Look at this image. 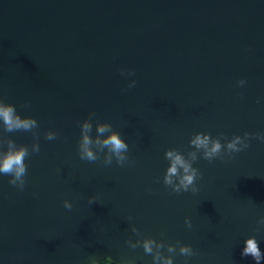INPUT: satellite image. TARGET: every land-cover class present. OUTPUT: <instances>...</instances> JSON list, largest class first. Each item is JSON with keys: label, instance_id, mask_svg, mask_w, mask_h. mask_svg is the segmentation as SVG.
Here are the masks:
<instances>
[{"label": "water", "instance_id": "water-1", "mask_svg": "<svg viewBox=\"0 0 264 264\" xmlns=\"http://www.w3.org/2000/svg\"><path fill=\"white\" fill-rule=\"evenodd\" d=\"M259 97L264 0H0V98L39 124L38 137L0 134L5 147L9 138L29 146L24 188L0 177V264H152L126 243L133 224L190 244L187 264H255L240 253L248 236L264 248V142L231 159L200 157L196 192H172L163 176L165 151L186 154L197 132L222 142L264 133ZM89 113L93 136L108 122L128 141L123 165H105L103 153L80 159ZM48 130L57 137L47 140Z\"/></svg>", "mask_w": 264, "mask_h": 264}, {"label": "clouds", "instance_id": "clouds-1", "mask_svg": "<svg viewBox=\"0 0 264 264\" xmlns=\"http://www.w3.org/2000/svg\"><path fill=\"white\" fill-rule=\"evenodd\" d=\"M121 75L132 76L134 70L127 72L121 71ZM136 81L132 80L128 88L135 85ZM239 87L246 84L245 79L237 82ZM258 104L264 103V97L257 98ZM94 113H89L88 117L79 122L80 139L78 142V153L82 160L96 161L100 154L103 153V162L109 165L115 160L117 164L123 165L129 160V143L123 138L121 133L113 129L111 123L97 122L95 125V136L92 135ZM38 121L32 116H22L16 109V105L6 102L0 98V134L2 132L13 131H32L34 136L39 135L37 129ZM58 135L54 130H48L45 133L47 140H53ZM256 139L264 142V133L245 132L243 136L234 135L231 139L221 136L213 137L209 132H197L192 135L189 145L192 150L186 154L179 149L169 148L165 151L164 157L168 161V166L163 176V183L169 187L172 192H196L198 187L196 181L201 173L194 162L200 157L213 161L216 158L223 159L225 156L231 159L235 153H239L250 146L251 140ZM40 151L39 140L36 139L31 144V152ZM29 155V146L17 143L9 138L6 147L0 140V177L7 175L9 184L19 189H23L26 182V173L28 165L26 157ZM95 197H89V203L95 201ZM66 209L72 208V202L68 199L63 201ZM187 227H192L190 218L185 217ZM259 228H264V215L257 219ZM131 231L136 234V239L129 238L126 243L131 249L142 247L145 254H151L152 264H175V254L177 251L185 257V264L188 258L194 255V249L190 244L182 243L177 240L175 244L166 243L164 240H157L151 236H144L143 233L133 224ZM244 246L241 249L242 257H251L255 264L264 262V248H261L260 241L256 236H248L244 239ZM166 249V253L165 250ZM91 264H115L110 258L102 260L92 259ZM134 264V262H126Z\"/></svg>", "mask_w": 264, "mask_h": 264}, {"label": "trees", "instance_id": "trees-1", "mask_svg": "<svg viewBox=\"0 0 264 264\" xmlns=\"http://www.w3.org/2000/svg\"><path fill=\"white\" fill-rule=\"evenodd\" d=\"M116 264V263H115Z\"/></svg>", "mask_w": 264, "mask_h": 264}]
</instances>
